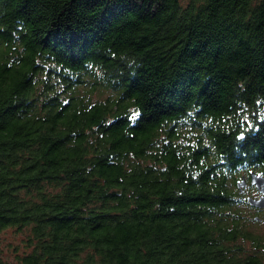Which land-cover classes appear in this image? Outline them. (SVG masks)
I'll return each mask as SVG.
<instances>
[{
  "label": "trees",
  "instance_id": "1",
  "mask_svg": "<svg viewBox=\"0 0 264 264\" xmlns=\"http://www.w3.org/2000/svg\"><path fill=\"white\" fill-rule=\"evenodd\" d=\"M250 171L264 0H0V264H264Z\"/></svg>",
  "mask_w": 264,
  "mask_h": 264
},
{
  "label": "water",
  "instance_id": "2",
  "mask_svg": "<svg viewBox=\"0 0 264 264\" xmlns=\"http://www.w3.org/2000/svg\"><path fill=\"white\" fill-rule=\"evenodd\" d=\"M249 182L245 176L238 182V187L241 189V192H245V189L248 185L254 186L258 193L259 197H251L247 198L250 206L264 210V174L263 173H255L254 171H250Z\"/></svg>",
  "mask_w": 264,
  "mask_h": 264
},
{
  "label": "rangeland",
  "instance_id": "3",
  "mask_svg": "<svg viewBox=\"0 0 264 264\" xmlns=\"http://www.w3.org/2000/svg\"><path fill=\"white\" fill-rule=\"evenodd\" d=\"M249 182V181H248ZM253 194L255 195V196H257L256 198H258L260 195L259 194H256V193H254L253 192ZM253 194H251V197L253 196ZM254 196V197H255ZM262 219V221L260 222V223H254L253 225H252V227H251V229H253L254 231H257V232H264V216L263 215H261L260 216Z\"/></svg>",
  "mask_w": 264,
  "mask_h": 264
},
{
  "label": "bare ground",
  "instance_id": "4",
  "mask_svg": "<svg viewBox=\"0 0 264 264\" xmlns=\"http://www.w3.org/2000/svg\"><path fill=\"white\" fill-rule=\"evenodd\" d=\"M255 172V171H254ZM255 173H263L264 174V172H262V171H260V172H255ZM249 176H250V174H249ZM264 211V210H263Z\"/></svg>",
  "mask_w": 264,
  "mask_h": 264
}]
</instances>
